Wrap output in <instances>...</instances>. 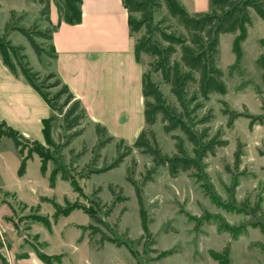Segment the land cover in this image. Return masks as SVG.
I'll use <instances>...</instances> for the list:
<instances>
[{
    "label": "rangeland",
    "instance_id": "1",
    "mask_svg": "<svg viewBox=\"0 0 264 264\" xmlns=\"http://www.w3.org/2000/svg\"><path fill=\"white\" fill-rule=\"evenodd\" d=\"M180 3L190 13L210 9L209 0ZM59 4L64 6V1L0 0V49L9 55L16 71L38 74L36 84L53 70L52 61L47 56L40 61L27 38L13 29L34 25L47 29L46 15ZM13 11L16 18L7 28ZM250 17L243 33L220 39L219 67L228 93L200 100L204 108L196 112L192 111L195 103L187 108L185 122L194 132L200 134L209 128L210 137L220 134L228 141L215 156L199 160V178L194 170L172 178L167 169L159 168L153 182L144 186L152 160L137 149L120 168L100 172L117 159L116 146L123 139H115L98 151L96 128H88L82 137L66 145L70 133L63 128L59 132L55 123L53 146L19 137L18 147L6 136L9 129L0 124V254L7 264H34L28 262L31 254L51 256L50 264H219L213 254L228 264H264V124L252 125L241 117L228 127L224 115L229 110L264 116L262 71L256 65L264 53V21L254 10ZM142 34H135L137 40ZM37 41L49 51V43ZM143 59L149 71L154 59ZM152 78L181 110L161 75L153 74ZM209 110L213 111V121L200 124ZM154 130L165 154L175 153L172 136H179L193 157V146L183 133L165 135L161 124ZM125 134V144L133 146L131 132ZM37 149L43 151L45 159L32 154L21 175V163ZM238 149L242 156L236 168ZM56 167L61 171L55 177ZM88 214H97L103 224ZM142 216L150 235H144ZM109 240L129 244L135 258L126 247ZM168 251L175 254L160 258Z\"/></svg>",
    "mask_w": 264,
    "mask_h": 264
},
{
    "label": "trees",
    "instance_id": "2",
    "mask_svg": "<svg viewBox=\"0 0 264 264\" xmlns=\"http://www.w3.org/2000/svg\"><path fill=\"white\" fill-rule=\"evenodd\" d=\"M40 4L43 0H38ZM67 15L65 22L68 24H78L82 21L81 2L82 0H64ZM129 13V26L133 34H143L136 42V56L139 59L142 54L153 57L149 71L144 75L142 81V94L144 97V121L145 127L138 135L133 146L125 144L121 140L117 146L118 157L104 170L100 172L118 169L125 160L137 149L142 155L149 156L152 160V167L147 170L143 185L153 182V176L157 169L165 168L172 178H176L180 173L195 171V177H200V163L209 156H215L220 148L228 146V141L223 140L220 134L209 136V128L198 134L192 130L185 122L188 118V105L195 103L193 112L204 108V103L200 100L209 101L212 95H225L228 87L224 78V72L219 67L220 59V39L222 35H237L243 33L251 23L250 12L254 10L264 21V0H209L210 9L205 13H190L180 0H122ZM22 16L20 19H24ZM46 20L49 27L45 30L34 25L32 28L15 27L13 31L25 36L34 50L37 57L42 61L47 56L52 63L57 60V52L53 45V32L57 26H53L48 14ZM160 17V19H159ZM16 12L11 13L10 22L7 28L15 20ZM158 18V20H157ZM157 20V21H156ZM49 43V51L37 40ZM264 47V43H263ZM0 54L13 71H16L10 57L2 49ZM240 58V53H237ZM52 63L50 67L52 68ZM256 65L262 71L261 81L264 85V53L256 60ZM22 74L27 82L42 96L50 108L63 115V129L70 133L66 145H70L77 138L82 137L89 127L88 114L82 103L71 93L67 85L63 84L54 70L40 82L36 84L34 78L38 74L31 75L29 71L23 70ZM153 74H160L165 86L169 87L170 94L176 99L179 108L172 104L167 98L161 86L152 79ZM38 79V78H36ZM39 80V79H38ZM56 92H53L55 91ZM224 115L228 117V127H232L236 120L241 117L247 118L251 124H264V116H253L251 114H241L236 111L225 110ZM214 119L212 110L199 121L202 125L210 124ZM51 119L44 120V136L46 144L53 146L54 142L51 133ZM1 125L6 126L0 121ZM162 125V132L165 135H172L180 131L187 141L193 146V157L186 147L185 141L179 136H172L175 141V153L172 156L165 154L161 148L157 133L154 127ZM6 136L13 139L18 144V138L23 137L17 131L9 128ZM98 136V151L105 149L115 141L110 136L108 130L96 125ZM38 145V142H35ZM42 146V145H41ZM32 154H37L42 160L45 159L43 151L40 149L30 152L21 163L20 174L23 175L27 168V162ZM241 150L235 153L236 168L241 163ZM60 168H54L53 176L60 174ZM95 173V172H93ZM65 181L70 179L62 174ZM127 181H130L129 176ZM73 188L78 190L75 181L71 182ZM135 192L140 199V191L135 187ZM67 216L69 214H58ZM93 221L103 224L97 214H88ZM144 215V214H142ZM45 220V218H41ZM142 228L144 235H150L148 227L142 216ZM118 247H126L135 258V252L131 246L125 242L116 243L109 240ZM0 248L3 244L0 242ZM175 252L168 251L160 255L166 258L174 255ZM219 264H228L217 254L212 255ZM39 258L46 264H50L51 256L39 255ZM2 264H7L0 254Z\"/></svg>",
    "mask_w": 264,
    "mask_h": 264
},
{
    "label": "crops",
    "instance_id": "3",
    "mask_svg": "<svg viewBox=\"0 0 264 264\" xmlns=\"http://www.w3.org/2000/svg\"><path fill=\"white\" fill-rule=\"evenodd\" d=\"M63 5L49 12L52 25L57 26L53 32L57 60L52 69L86 109L89 129L101 125L110 136L123 140L125 133L131 132L135 143L145 127L142 81L148 63L143 56H151L137 58V38L130 31L123 1L82 0L78 24L65 22V1ZM207 11L202 8L198 12ZM47 119L52 120L55 140L54 125L60 132L63 115L52 110L24 75L13 71L0 55V121L24 138L45 145ZM29 261L46 264L36 254H31Z\"/></svg>",
    "mask_w": 264,
    "mask_h": 264
}]
</instances>
